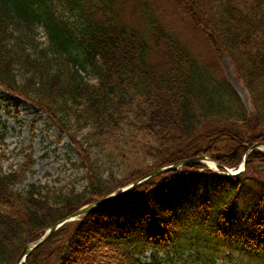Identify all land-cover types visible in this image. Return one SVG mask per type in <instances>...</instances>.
<instances>
[{
  "label": "trees",
  "instance_id": "obj_1",
  "mask_svg": "<svg viewBox=\"0 0 264 264\" xmlns=\"http://www.w3.org/2000/svg\"><path fill=\"white\" fill-rule=\"evenodd\" d=\"M153 1L126 13L127 0H0V87L44 114L83 170L81 188L26 181L32 154L3 167L0 151V264L76 208L202 154L216 170L194 161L144 179L62 223L21 264H264V150L218 173L264 141V0H160L190 40L166 31ZM217 56L249 112L211 73Z\"/></svg>",
  "mask_w": 264,
  "mask_h": 264
},
{
  "label": "rangeland",
  "instance_id": "obj_2",
  "mask_svg": "<svg viewBox=\"0 0 264 264\" xmlns=\"http://www.w3.org/2000/svg\"><path fill=\"white\" fill-rule=\"evenodd\" d=\"M131 0L125 3V12L128 13ZM155 14L160 16L161 21L166 25V31L179 33L186 40H190L192 35L183 32L184 26L175 23V13L172 11L170 3L164 5L160 0H154ZM137 15V12L135 13ZM175 23V24H172ZM197 57L202 60L205 55L202 48H196ZM159 55V54H158ZM209 62V61H208ZM210 63V62H209ZM210 68L217 72V76L234 92L239 102L246 112L251 110L248 93L243 85L236 79L231 65L224 56H217ZM221 91V90H220ZM221 99H224L220 95ZM0 151L7 157L3 167L7 163H18L22 160L24 153H31L34 158L32 176H28L26 181H39L48 184L60 185L68 181H73L75 188H81L83 182L79 176L82 169H76L71 165L78 161L72 144L67 137L59 134L57 128L45 117L44 114L36 112L35 108L25 100L19 99L0 87ZM211 169L215 166L208 165ZM253 190H257V184H252ZM256 189V190H255ZM242 207L240 200L237 207Z\"/></svg>",
  "mask_w": 264,
  "mask_h": 264
},
{
  "label": "water",
  "instance_id": "obj_3",
  "mask_svg": "<svg viewBox=\"0 0 264 264\" xmlns=\"http://www.w3.org/2000/svg\"><path fill=\"white\" fill-rule=\"evenodd\" d=\"M261 147H264V141L253 142L250 145L248 151L252 148L260 149ZM246 155H247V152L243 154L242 161L235 170L231 171L230 169H227L225 174L235 175V174L242 172L244 170V166H245V162H246ZM194 161L202 162L205 164H207V162H211L215 166L214 161L210 160L204 154L196 156V157L188 158V159H181V160L175 161V162L167 164V165L158 166V167L150 170L149 172L145 173L144 175L138 177L137 179L133 180L132 182L128 183L127 185L123 186L121 189H119L118 192L110 193L104 197L99 198L98 200H96L92 203L84 204V205L76 208L70 214H68V215L64 216L63 218H60V219L56 220L55 222H53L52 224H50L46 228L44 233L38 239H36L34 242H29L23 246V248L20 250V252L16 256V258L14 259L12 264L23 263L26 255L30 252V250H32L34 247L40 245L41 243H43L46 240V238L62 223L73 220L77 216H79L80 214H83L87 211H90L93 208H95L96 206H99V205H102V204H105V203H108V202L114 200L115 198H117V197L121 196L122 194H124L125 192H127L134 184H137V183L143 181L144 179H147L149 177H152L154 175H157V174L164 172V171H167V170L177 169L185 163L194 162Z\"/></svg>",
  "mask_w": 264,
  "mask_h": 264
},
{
  "label": "bare ground",
  "instance_id": "obj_4",
  "mask_svg": "<svg viewBox=\"0 0 264 264\" xmlns=\"http://www.w3.org/2000/svg\"><path fill=\"white\" fill-rule=\"evenodd\" d=\"M254 149H255V148H254ZM207 164H208V165H212V163H211V162H207Z\"/></svg>",
  "mask_w": 264,
  "mask_h": 264
}]
</instances>
